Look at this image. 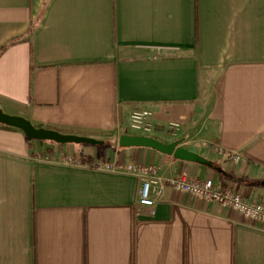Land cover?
<instances>
[{
  "label": "crops",
  "instance_id": "1",
  "mask_svg": "<svg viewBox=\"0 0 264 264\" xmlns=\"http://www.w3.org/2000/svg\"><path fill=\"white\" fill-rule=\"evenodd\" d=\"M5 46L6 114L109 149L0 128V264H264L261 225L172 188L151 216L142 179L104 168L153 166L264 203V0H0ZM136 109L153 112L149 136L210 166L121 148L143 135L129 133Z\"/></svg>",
  "mask_w": 264,
  "mask_h": 264
},
{
  "label": "built area",
  "instance_id": "2",
  "mask_svg": "<svg viewBox=\"0 0 264 264\" xmlns=\"http://www.w3.org/2000/svg\"><path fill=\"white\" fill-rule=\"evenodd\" d=\"M153 112L148 109H136L130 117L129 129L142 136H149L154 131L152 123ZM235 162L241 161V156H234ZM66 164H81L82 160L73 157L62 159ZM104 168L131 174L142 179L140 189V206L149 209L151 216L155 215L156 207L163 198L166 190L172 188L176 192L188 195L192 198L218 203L225 209H231L249 222L259 224L264 228V203L247 201L241 193L217 188L213 180L208 179L203 182L191 181L185 176L174 179H164L158 175L157 169L153 166L145 167L141 165H106Z\"/></svg>",
  "mask_w": 264,
  "mask_h": 264
},
{
  "label": "water",
  "instance_id": "3",
  "mask_svg": "<svg viewBox=\"0 0 264 264\" xmlns=\"http://www.w3.org/2000/svg\"><path fill=\"white\" fill-rule=\"evenodd\" d=\"M0 125L14 128L22 131L28 140L37 142H49L57 145H89L100 146L104 142L84 136L63 134L56 130L35 127L29 120L6 114L0 108ZM121 148H146L152 149L164 155L173 156L177 160L199 163L210 166V162L202 156L189 151L181 146V141H175L171 144H165L151 136L123 134L119 138ZM264 186V182L262 183Z\"/></svg>",
  "mask_w": 264,
  "mask_h": 264
},
{
  "label": "trees",
  "instance_id": "4",
  "mask_svg": "<svg viewBox=\"0 0 264 264\" xmlns=\"http://www.w3.org/2000/svg\"><path fill=\"white\" fill-rule=\"evenodd\" d=\"M8 47H9V46H5L4 48H2V49L0 50V56L3 55V53L8 49ZM0 128H2V129H6V130L18 131V130L14 129V128H10V127L3 126V125H0ZM28 141H29V142H34V141H31V140H28ZM40 143H45V142H40ZM52 144H54V143H52ZM54 145L57 146V144H54ZM48 153H49V152H48ZM86 162H87V163H91L89 160L86 161Z\"/></svg>",
  "mask_w": 264,
  "mask_h": 264
},
{
  "label": "rangeland",
  "instance_id": "5",
  "mask_svg": "<svg viewBox=\"0 0 264 264\" xmlns=\"http://www.w3.org/2000/svg\"><path fill=\"white\" fill-rule=\"evenodd\" d=\"M129 133L131 134H135L136 132L135 131H132L131 129H129ZM62 146H65V145H62ZM68 146V145H66ZM69 146H77V147H81L83 145H69ZM84 146H89V145H84ZM91 148H96V149H100V148H106V149H109V143L107 142L105 145H100V146H90Z\"/></svg>",
  "mask_w": 264,
  "mask_h": 264
}]
</instances>
